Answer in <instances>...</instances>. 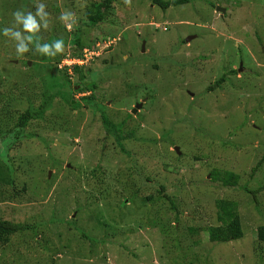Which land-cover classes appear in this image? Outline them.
Here are the masks:
<instances>
[{
  "label": "rangeland",
  "instance_id": "374dc122",
  "mask_svg": "<svg viewBox=\"0 0 264 264\" xmlns=\"http://www.w3.org/2000/svg\"><path fill=\"white\" fill-rule=\"evenodd\" d=\"M102 1L0 0L1 41L14 30L22 34L21 44L32 46L21 18L43 42L67 40L57 64L53 58L41 61L34 50L18 63L13 47L0 42L1 56L9 55L0 57V118L15 121L28 107L20 101L40 106L44 65L50 73L56 67L67 74L75 87L71 104L90 97L101 106L70 111L55 96L42 120L20 130L35 138H0V156L14 160L18 184L27 182L23 190L17 186L19 203L0 202V220L37 231L11 235L0 262L264 264V240L258 237L264 190L257 191L264 186V0H191L170 7L168 18L149 0H114L105 20L90 25L91 5ZM76 52L78 59L72 57ZM240 63L230 89L226 84L206 91ZM90 82L93 92L76 91ZM9 101L17 102L4 115ZM153 104L162 106L159 114ZM102 114L114 123L130 115L126 124L136 131L124 143L135 165L104 139ZM61 115L77 119L71 124L75 134L63 124L53 126ZM40 138L50 142L49 152ZM225 173L232 174L230 185L223 182ZM219 205L238 214L240 240L209 241L207 229L222 225Z\"/></svg>",
  "mask_w": 264,
  "mask_h": 264
},
{
  "label": "trees",
  "instance_id": "16d2710c",
  "mask_svg": "<svg viewBox=\"0 0 264 264\" xmlns=\"http://www.w3.org/2000/svg\"><path fill=\"white\" fill-rule=\"evenodd\" d=\"M111 1H114V0H103L102 2H98L95 5H91V8H93V10H94V14L93 15L90 14L88 16L89 21H90V23H89L90 25L96 26L105 20V17L107 16V11L111 6L110 5ZM149 1L154 6L159 7L163 11V13H165L166 18H168L170 14H167L166 11L169 10L170 7L183 5V4L190 2L191 0H173V1L149 0ZM54 6L55 7H52V8L54 10H57V5L55 4ZM14 16H16V15H14ZM2 19L3 18L0 17V23L2 22ZM20 20L23 23L27 24V26H28L27 30L31 36H30V38H28V37L27 38L30 39L29 42L32 43V46L29 47L28 45L24 46V44H21L19 42V38L22 34L17 37L14 30L10 31L11 33H9L7 36L2 38V41L0 40V42H2L5 45V48H12L13 47L14 54H13L12 58H14V56L16 59L19 58V60L17 59L18 63H21L22 60H20V59L28 56V53H31L34 50L33 53L37 52L38 56H40L41 61L51 62L52 58H53L54 62L57 64L60 60V57H61L60 47L65 46V43L67 42V40L63 39L64 37L60 38V37L56 36V37H52L47 42H43L42 40L37 39L36 36L33 34V30H35V28L32 29L31 26H29L30 25L28 23L29 21L26 18H21ZM76 30H78V32H79L80 28H77ZM164 32H166V30ZM80 42L81 41H79V37H77V39H75V42H74V44L77 47H79V49H81L83 47ZM184 42L185 41L183 40V43ZM44 43H46V44H44ZM55 48H59L58 54L51 53V52H53V50ZM7 56H9V55L3 54L1 56V54H0V57H6L7 58ZM79 56H80L79 53L76 52L72 57L79 58ZM24 64L27 65L26 61L24 62ZM12 65H14V64H12ZM33 65H35V64H33ZM33 65L29 68L32 69ZM48 67H46L45 65L41 66V69L42 68L44 69V70L42 69V71L44 72L45 75L40 74L41 80H42V85L40 87L43 90L42 93L39 95L40 99L43 100L40 103V106L36 109H33L32 105H31L33 101H20V102L27 103L28 107L24 111V113H22L21 115H19L16 118L17 120L15 119V121H14V120L8 119V118H6V116H5V118H6L5 119L3 116H1V118L5 119V120L3 121L0 118V124H1V126H3V128H0V138L5 139L6 138L5 136L9 135V134H13L14 136L20 135V137L16 138L19 141L22 138H35L36 136H33V134H28V135L23 136L22 133L20 132V130H23L32 121L42 120L45 110L48 109V107L50 108L51 102L55 96H58V98H60L59 101H62L65 106H68L70 108V111L71 110H77L81 105L89 106V108H92L94 111L99 110V108H101L100 105L95 104V101H90V99H91L90 97H82L81 102L77 101L74 104H71L72 98H70V95H71V92L75 90V87L73 90V87H71L72 86L71 82L69 81L68 77L66 76L67 74L65 72L62 73V71L59 70L60 68L57 69L56 67L53 68V71L55 72V74L50 73V72H48V70H51V69H50V67L49 68ZM71 67L73 68L74 72H76L77 69L79 68L78 66H75V65H73ZM67 68L68 67H64L63 69L67 70ZM234 74H235L234 70L226 72L225 75L218 78L212 85H210L206 89V91L212 92L214 89H219L220 87H225L226 84L228 85L227 87H229V89H230V86L232 85V81L230 80V76H234ZM107 76L111 77V74H107ZM10 77H11V75H10ZM62 77H64L63 80H61ZM2 80H4V79L0 77V84H3ZM43 80H44V82H43ZM11 81L15 82V84H18L22 81V78L19 80H11ZM93 83L94 82H90L89 83L90 85L87 88H81V89L77 88L76 91L89 90L90 92H93L95 90V86H96L95 83L94 84ZM78 84H80V81L77 83V85ZM44 88L47 89L45 92H44ZM53 90H55V94H52L51 91H53ZM60 90H62V91H60ZM64 91L67 92V95L64 94ZM2 95H3V91H1V93H0V96H2ZM30 96L33 98V95H30ZM30 96H28L26 94L25 98L27 100H31ZM20 99H23V95H21ZM9 102L10 103L6 104L5 110H3L4 115L11 113L10 112V109H12L11 106L13 104H16L17 101H9ZM33 107L35 108V106H33ZM153 107L155 108L154 112L156 110V112H155L156 114H159V112H161V110H162V106L156 107L153 104ZM128 117H130V115H128L126 117V119H124L123 121H121L119 123H114V122L110 121L106 115L102 114V123H103V125L105 127V131H106V135H105L104 139L111 141V145L113 147L115 146L119 150V154L125 155L128 158H131L130 159L131 163L133 165H135V162L137 160L136 157L134 155H132V152H128L125 150V143L134 139L133 135L135 134V131H136L135 128L130 129L128 127V124H126V120L128 119ZM75 120L77 121V119H75ZM62 121H65V124L62 123ZM76 121L69 119V117H66L64 119V118H62V115H61L60 117H58L57 120H55L53 122V126L56 127L60 124H63V125H65V127L67 128L68 131L75 134V129H74V127H72L71 124L75 123ZM16 128L18 129L17 133H16V130L14 131V129H16ZM40 141L43 143L44 148L49 152L50 145H51L50 142L45 140L44 138H40ZM147 141L151 142L152 145H154L157 142L156 140H147ZM11 146L12 145H10V143H8L7 141L5 142V149L4 150H5L6 154H10L11 149H12ZM48 154L50 156L49 157L50 161L52 163L55 162L56 165H58V161L56 159H54L53 156H51L53 154L52 153H48ZM148 154H150V153L147 152L145 155H148ZM13 163H14L13 159H11V158L8 159L5 155L0 156V202L5 203V204H12V202L14 200L17 203H19L21 200L19 198V195L17 194L18 193L17 186L22 184L21 185L22 190L27 187V182H25L23 180H21V181H23L22 183H20L19 181L18 182L20 184L17 183V181H16L17 174H16V170L14 169ZM162 164H164V163H162ZM164 165H166V164H164ZM230 176H232V174L225 173V177L223 179L224 184L230 185V181H229L231 179ZM260 190H264V186L261 187V189L259 188L257 191H260ZM248 192L255 195L256 191H248ZM136 196L137 195L135 194V195H133V197H130L129 202H133L134 198ZM165 197L167 199H169V197H167L166 195H165ZM150 199H151L150 197H147L145 200H150ZM169 201L171 204V208L175 209L174 202H172L171 199H169ZM219 207L222 210V212L220 211L221 215L219 216V220L222 221V225L217 226V227H209L207 229L209 241L217 244V243H227V242H231V241H236V240H240L241 238H243L242 226H241L238 214H236L235 212H231V209H226L224 206L219 205ZM29 231H31L34 235H37L36 228L33 225L14 223V222L7 221V220H5V221L0 220V249L4 248L3 246H5L9 243L11 235L21 234L23 232L28 233ZM258 237H259L260 241L264 240V228L263 227H259ZM18 259L23 261L19 257H18ZM9 260L10 261L0 262V264H21L24 262V261L21 263L19 261L16 262V260L14 258L9 259ZM34 264H37V263H34Z\"/></svg>",
  "mask_w": 264,
  "mask_h": 264
},
{
  "label": "clouds",
  "instance_id": "9594fccd",
  "mask_svg": "<svg viewBox=\"0 0 264 264\" xmlns=\"http://www.w3.org/2000/svg\"><path fill=\"white\" fill-rule=\"evenodd\" d=\"M220 10V9H219ZM25 46V45H24ZM78 59V58H77ZM61 69V68H60ZM232 70H234V69H232ZM242 70V65H241V63H240V65H239V67L237 68V69H235L234 71H235V73H237L236 75H238V73H240V71Z\"/></svg>",
  "mask_w": 264,
  "mask_h": 264
},
{
  "label": "water",
  "instance_id": "95a60500",
  "mask_svg": "<svg viewBox=\"0 0 264 264\" xmlns=\"http://www.w3.org/2000/svg\"><path fill=\"white\" fill-rule=\"evenodd\" d=\"M189 40H190L189 38H186V39H185V41H189ZM142 51H143V49H142ZM139 105H140V104L136 105V106H137V108L139 107ZM175 151H176V153H177L178 155H180V153H179V151H178V148H177V147L175 148ZM49 174H50V173H49Z\"/></svg>",
  "mask_w": 264,
  "mask_h": 264
}]
</instances>
